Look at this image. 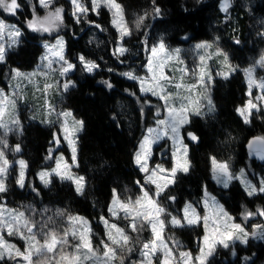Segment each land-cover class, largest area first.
Wrapping results in <instances>:
<instances>
[{"label": "trees", "instance_id": "16d2710c", "mask_svg": "<svg viewBox=\"0 0 264 264\" xmlns=\"http://www.w3.org/2000/svg\"><path fill=\"white\" fill-rule=\"evenodd\" d=\"M21 1L31 16V3ZM118 1L132 30V34L124 40L129 51L121 56L113 55L118 33L111 26L108 9H102L100 17L94 13L89 15L96 25H100L95 27L97 38L92 39L91 27L86 22L76 23L70 2L60 0L67 11V51L76 65L72 74L75 86L65 93L62 105L84 122L79 135L77 167V171L85 177L84 193L78 194L74 183L69 180L55 178L50 186L38 181L37 171L49 165L46 161L54 143V130L24 116L21 132H10L8 137L14 145H20V154L28 162V184L20 188L15 174L9 180L7 192L0 197L48 226L52 225L60 234L67 228L68 216L76 213L85 215L92 222L95 245L100 244L106 231L101 217H111L109 205L113 189L124 201L129 198L135 200L141 194L136 181L143 183L145 174L134 163V155L146 128L165 115L162 100L142 94L138 83L122 73L132 66L143 70L150 47L160 37L167 45H187L186 51L192 42L213 40L230 52L237 70L229 78L216 77L212 90L216 112L206 117L194 116L184 127L185 134L193 130L199 136L198 143L186 140L190 144L191 168L187 173H180L175 184L167 190V195L174 196L175 201H169L164 196L160 202L172 215H182L181 210L187 200L201 207L203 188L207 185L238 220L245 222L242 215L245 209L255 212L257 208H264V194L248 196L238 180H234L228 188L218 186L213 180L211 158L216 156L227 160L235 171L246 168L256 182L259 181L258 174H264V159L249 147L253 138L264 135V111H254L248 124L236 111L247 99L243 69L264 52V0H233L227 14L221 11V0H155V6L161 10L160 15L155 17L151 15L152 0ZM34 4L37 6L36 2ZM0 13L4 12L0 10ZM145 13L149 14L148 18L140 29H136V19ZM15 21L23 26L25 35L21 45L8 50L5 62L0 63V86L6 88L12 69L33 68L44 49L38 33L19 19ZM237 40L239 43H236ZM80 55L95 61L100 68L92 74L82 71L78 60ZM104 80L110 81L113 87L107 88L102 83ZM63 151L69 158L68 148H63ZM161 151L167 158L160 157ZM153 160H165L168 166L173 165L168 139L155 147ZM147 187L155 190L152 185ZM58 212L64 215H58ZM129 234L137 237L130 231ZM142 234L141 242L144 238H151L148 228ZM203 234L202 224L165 228L166 237L175 238L180 246L195 251ZM234 248L237 254L233 258L231 249L219 247L210 264H264V240L249 239L246 245L237 242ZM0 264L14 262L5 260Z\"/></svg>", "mask_w": 264, "mask_h": 264}, {"label": "snow or ice", "instance_id": "6c2138e0", "mask_svg": "<svg viewBox=\"0 0 264 264\" xmlns=\"http://www.w3.org/2000/svg\"><path fill=\"white\" fill-rule=\"evenodd\" d=\"M89 2L90 8L85 0H70L72 16L76 23L86 19L89 11L99 15L101 8H107L112 13L111 23L119 34L117 47L113 55H123L128 50L123 46L122 41L126 36L132 34V30L128 27L124 18L122 5L117 3V0H89ZM152 2L153 12L151 15L154 17L159 16L161 10L158 6H155V0H152ZM38 3L48 11L45 16L40 17L36 14L35 6H33L32 19L27 21L29 29L38 32H50L63 25V7L53 6V0H38ZM230 6L231 0H221L220 8L225 14L228 13ZM20 7L18 0H0V9L4 12L15 14ZM148 15V13H145L136 19V29L141 28ZM95 26L97 28L100 27V25ZM21 34V30L15 25L6 24L3 19H0V38H3L4 35L8 36L10 41L8 44L9 48L18 42L17 38ZM236 43H239V41L237 40ZM145 44H147V40H145ZM44 47L47 50V54L42 57V60L48 61L46 67L49 70L58 71L61 77L75 70L76 65L67 60L64 55L65 41L62 37L58 38L54 45L45 44ZM209 47L211 45L207 42L196 45L197 49ZM150 53L147 65L148 71L151 73L150 76L138 77L133 72H125L122 75L128 79L139 81L142 93H151V95L163 100L164 104L162 107L166 110L167 115L164 119L155 121L156 127L147 128L146 134L139 142L138 150L134 155V163L141 172L145 173L143 183L139 180L136 181L140 187L141 194L135 200L129 198L127 201H122L116 190L113 189V199L109 206V212L113 217H119L122 212L124 219L128 221L126 228L132 233L138 234L148 228L151 232V239L143 242L138 238L134 240L125 228H121L115 223H110L108 219L101 217L106 229L105 239L100 241L99 246H94L91 239L93 235L91 227L83 217L68 216L69 227L63 229L62 233L58 235L56 230L50 228L47 223L30 219L24 212L10 210L5 205L0 204V262L13 260L17 261V264H125V254L133 253L136 250V245L140 244L139 253L141 259L133 261L132 264H189V262L191 264H210V258L215 255L218 247L234 249V245L237 242L247 244L250 238L264 240V225H254L251 232L247 231L245 226L236 223L235 218L230 216L222 205L218 204L215 197H209L207 189H205L207 198L204 200V206L205 209L209 207L215 209V212L211 215L205 214L201 216L197 212L196 207L188 203L181 210L182 215L174 216L161 204V197L164 196L169 201H175L176 198L174 196L167 195V190L176 182L178 172L187 173L191 167V161L187 159V145L183 144L181 128L190 123V115L203 114L201 112V108L204 106L201 102L202 100L206 101L208 112H213L215 105L206 91L201 98L196 100H192L189 96L180 97L179 91L176 95L168 91V85H172L177 90L183 89L190 93L196 89L197 84L206 90L207 82H210L212 77L210 71L207 70L204 56L200 57L201 66L197 83L185 86L183 83H173L172 77L164 72L168 61L175 59L178 63L183 64L179 56L180 49H168L164 40L161 39L150 48ZM6 55L7 48L0 43V63L5 62ZM217 55L223 56L222 63L229 69V71L218 72L217 75L226 79L230 72L236 71L237 68L229 63L227 53L217 49ZM50 56L53 59H50ZM78 60L82 66V71L86 73L92 74L100 68L98 63L86 59L83 55H80ZM54 62L60 64L59 69H52ZM258 63L264 65V56L261 57ZM179 71L181 72V80H183L188 70L185 67L179 69ZM244 71L248 77V95L250 99L243 107H238L236 111L243 118L244 123L248 124L251 123L253 110L256 112L264 110V105L257 103L264 102V79L257 83L253 76L254 68L250 67L244 69ZM12 72L14 73V78L26 75L31 78L37 75V73H21L18 69H12ZM192 74L195 75V71ZM43 75L47 78L48 72H44ZM102 83L109 89L113 87L108 80H104ZM254 85L262 90L261 94L254 98L257 102H254L251 98ZM74 86L75 82L70 79L59 85L63 91H67ZM53 87L55 85L45 83L43 88H37V91L42 93V107L45 112L49 116L56 113L57 122L60 123V132L71 149L72 163L69 164L63 155L59 157L53 156V150L50 149L47 159H54L56 166L50 171H41L38 175L46 186L51 183L52 176H58L61 180L72 181L76 186V192L83 194L85 178L74 175L71 169L73 166L78 167L76 134L82 131L84 122L75 119L70 111L56 112L55 105L48 99L49 90ZM177 99L181 101L179 106L174 103ZM15 105L16 101L10 99L0 89V193L7 192V180L14 165L19 167L16 176L17 185L21 188L25 186L26 161H10L6 155L8 148L7 135L20 129L18 118H12L9 122H5L4 119L8 107L11 106L12 109H15ZM157 113L159 114V108ZM42 122L53 123V121L47 119ZM187 136L192 141L198 140L194 133L189 132ZM165 137H169L173 141V167L165 169L162 165L157 164L150 168L148 161L152 155V146ZM53 141L58 145L61 141V135L54 134ZM249 147H254L256 154L264 159V136L254 138L250 141ZM13 151L19 152L20 145L17 144ZM178 153H180L179 156ZM211 159L214 178L225 188L229 186L230 181L240 179L248 196L264 194V179H261L257 186V184H253L246 178L243 170H241L238 177L229 171L227 162H218L215 157ZM160 180L163 182H158ZM147 185L154 186L155 190L152 191ZM57 214L64 215V213L60 212ZM242 215L244 220H248L253 216L264 217V208H257L255 212L245 209ZM201 223L205 228L204 246L200 248L199 253L195 257L190 252L174 251L172 247H169L168 241L171 237L165 238L164 230L166 227L183 228ZM210 224L211 229H209ZM5 234L8 236L18 235L25 240L26 247L24 250L21 251L15 245L7 243L4 240ZM38 237L41 239H38ZM172 243L177 249L180 247L179 241L172 240ZM65 249H71V251H66ZM233 255H235L234 250Z\"/></svg>", "mask_w": 264, "mask_h": 264}, {"label": "rangeland", "instance_id": "374dc122", "mask_svg": "<svg viewBox=\"0 0 264 264\" xmlns=\"http://www.w3.org/2000/svg\"><path fill=\"white\" fill-rule=\"evenodd\" d=\"M24 1L26 3L28 1L31 3V5H32L31 6L32 9L30 8L31 10H33V6L35 5L34 2H36V4H37V6H35L36 14L38 16H40V17H43V16L46 15V12L48 10L42 8L39 5L38 0H24ZM66 1H69L70 2V0H66ZM85 2L88 3V6L90 8V2H89V0H85ZM18 3L21 5V7H20V9L15 14L7 13V12H4L2 9H0V10H2L4 12V13H0V19H3L6 22V24L15 25L17 28H19L21 30V33H22L17 38L18 42L15 45H13L12 47H10V48L8 47V44L10 42L8 36L7 35H4L3 38H0V43H2V44L5 45V47L7 48V51L10 50V49H12V50L13 49H17L21 45L22 39H23V37L25 35V30H24L23 26L20 25L18 22H16L15 19L17 18L20 21L24 22L25 25H26V27H27V21L32 19V15L29 16V14L27 13V11H25L26 5L21 0H18ZM117 3L121 4L118 0H117ZM232 5H233V0H231V6ZM53 6L63 7V9H64V14H63L64 15V22H63V25H61L59 28H57V29H55L53 31H50V32H43V31H39L38 32V31H34V32H36V33H38L40 35V37H41L40 42L42 43L43 48H44L42 54L39 57L38 62L31 69H21V68H17V67L14 68V69H18L21 73H25V74L37 73V75L32 76L31 78H29L27 75L26 76H23V77H15L14 78V73L12 72V75H11L9 81H8V87L6 88V87H3V86H0V89H2L3 92H4V94L7 95L10 99L16 101L15 109H12L11 106L8 107L7 114H6L5 118H4L5 119V122H9L12 118H18L19 119V122H20V129H17L18 132H21V129L23 128V125H24L23 124V122H24L23 121V118H24V116H28L33 121L40 122V123H42L44 125H47V126L52 127L53 130H54V134L61 135V141H60V143L58 145L55 144V143H53L52 147L50 148V149L53 150L52 151V155L55 156V157H59L60 155H63L64 158H65V160H67V162L69 164H71L72 163V160H71V149H70L68 143L63 139V136H62V134L60 132V123L57 122L56 113H53L52 115L49 116L45 112L44 108L42 107V104H43V96H42V93L37 91V88L42 89L45 83H49V84L55 85V87H53L52 89L49 90L48 99L55 105L56 112H60V111H70L72 113L73 117H75V119L82 120V119L76 117L73 114L72 110H70L69 108H66V107H64L62 105L64 96H65V93L69 89H71L72 87H70L67 91H63V89L59 87V85H62L66 80H69V79L75 82L74 78L72 77V74H73L74 71L68 73L66 76L61 77L59 75V72L58 71H51V70H49L46 67V65L48 63L47 60H42V57H44L47 54V50L44 47V45L45 44L54 45L56 43V40L58 38H61L62 37L63 40L65 41L64 55H65V57H66L67 60H69L70 62H72L73 64H75L70 59V57L68 55V51H67L68 50V39H67V35H66V28L68 26V20L66 18V15H67V13H66L67 12L66 11V7H65L64 4H61L60 3V0H53ZM231 6H230V8H231ZM37 7L40 9V11L37 9ZM122 8H123V6H122ZM230 8H229V10H230ZM102 9H104V8H101L99 10V15H97L95 13L94 14L96 16L100 17V14L102 12ZM123 12H124V9H123ZM91 13H93V12L89 11V13L87 15V18L84 19V20H82L78 24H82L83 22H86L88 24V26H90L92 28V29L90 28V30H91L90 32H91L92 39H96L98 33H97L96 29H95L96 23L92 21L93 19L89 18V15ZM71 14H72V5H71ZM110 15H111V21H112V13L111 12H110ZM8 16H12L15 19L13 20V19H11ZM124 18L126 20L125 13H124ZM74 21H75V19H74ZM111 21H110V23H111ZM111 26L117 31V29L112 25V23H111ZM161 39H163V38L162 37L158 38L155 41L154 44H157ZM184 39L187 40L186 37ZM124 40H125V38H124ZM124 40L122 41L123 46L128 50V47L126 46ZM117 42H118V38L116 40V45L114 47V50L117 47ZM204 42H207L209 45H211V47H209V48H202V49H197L196 48V45L197 44H201V43H204ZM164 43H165V41H164ZM165 45L170 50L171 49H177V48L180 49L179 56H180V60L183 61V64H180L175 59H173L171 61H168L167 62V66L164 68V72H166L170 77H172L173 83H183L185 86L196 84L197 83V80L199 78V70H200V66H201V60H200V57L201 56H204L206 58L205 59V63L207 65V70L210 71L211 77H212L211 81L210 82H207V89L206 90H205V88H203V87H201L200 85L197 84L196 89L193 90L190 93L184 91L183 89L177 90L176 88L172 87V85H168V91L172 92L173 95H176V93L179 91L180 97L189 96L192 100H196L198 98H201L203 96V94L205 93V91H206L207 92V95H209L211 97V99L213 101V104L215 105L214 100H213V96H212V90H213L214 84L216 82V77L220 76V75H217V73L218 72H221V71H229V69L226 66H224V64L222 63L223 62V56L217 55V49L222 50L223 52L227 53L228 58H229V63L233 67H235L233 65L232 61H231L230 52H228L227 50H225L223 47H221L217 42H215L213 40H197L195 42H192L191 44H189L187 51L185 50V47L187 45L182 44V43L181 44H177V45H167L165 43ZM127 52H125L124 54H126ZM150 55H151V53H150V49H149L148 54H147V62L145 64L143 70H139V68H137L136 66H132V67H130L128 69H125V71L123 73H125V72H133L138 77H148V76H150L151 73L148 71V67H147L148 60H149ZM118 56H121V55H118ZM262 56H264V52L261 55H259L256 58V60L251 65H249V66H247V67L244 68V69H247V68H250V67L251 68H254L253 76H254L255 80L257 81V83L260 80L264 79V65H261V64L258 63L260 61V59H261ZM49 58L50 59H53L51 56ZM59 67H60V64L58 62H54L52 64V69H59ZM185 67L187 68L188 72H187V74L184 75L183 80H181V72L179 71V69H182V68H185ZM244 69H243V72H244L245 80H246V83H247V91H246L247 99H246L245 103L242 104V105H240L239 107H243L247 103V101L250 99V97L248 95V92H249L248 77L245 74ZM193 71H195V73H196L195 75L192 74ZM44 72H48L47 78H45V76L43 75ZM234 72H230V74H229V76L227 78H229ZM220 77L221 78H224L223 76H220ZM133 81H136V80H133ZM136 82L138 83L139 88H140V82L139 81H136ZM261 91L262 90L259 87L255 86V85L253 86V88H252V97L251 98L253 99L254 102H257V101H255L254 98L257 95H260L261 94ZM142 94H150L151 95V93H142ZM155 97H157V96H155ZM180 102L181 101L179 99H177V100L174 101V103L177 106H179ZM201 102L204 105L201 108V112L203 114L202 115H190V117H189L190 122H191V120H192V118L194 116L206 117V116H209V115L214 114L216 112V106H215V110L213 112H208L207 111V107H206V101H203L202 100ZM163 103H164V101H163ZM257 103H261L262 105H264V102H257ZM254 111L255 110H253V112ZM262 111H264V110H262ZM262 111H260V112H262ZM166 115H167V113H166V110H165L164 117L163 118H160V119H164L166 117ZM252 117H253V115H252ZM252 117H251V120H252ZM45 119L51 120V121H53V123L49 124V123L42 122ZM61 119H63V118H61ZM186 125H188V124H186ZM186 125H184L181 128V135L183 136V144L187 145V159L191 161V159H190V145L186 141L185 135H184L185 134L184 127ZM149 127H156V124L153 123V124L149 125L147 128H149ZM147 128H146V130H147ZM146 130H145V133L143 134V136L146 134ZM82 131H83V129H82ZM82 131H80V132H78L76 134V138H77V163H78V150H79V135L81 134ZM143 136L140 139V141L143 139ZM262 136H264V135H262ZM6 139H7V144H8V148L6 150L7 158L10 161H14V162L15 161H19V160H24L27 163L26 180H25V186L23 187V188H25L26 185L28 184V173H29L28 162L20 154V151L19 152L13 151V149L15 148L16 145H14L11 142L10 138L8 137V135H7ZM166 139L169 140V143H170V154H171V158L173 160V157H172L173 141L169 137H165V138L161 139L160 141H158L156 144H154L152 146V155H151V157H150V159L148 161V164H149V167L150 168L151 167H154L157 164L162 165L163 168H165V169H171L173 167V165L172 166H168L167 165V162L165 160H155V161L153 160L154 154H155V147L157 145H159L161 142H163L164 140H166ZM138 146H139V144H138ZM65 147H67L68 150H69V152H70V157L69 158H68L67 154L63 151V148H65ZM137 150H138V148H137ZM160 155H161L160 157H162V158H167V155H164L163 151H161V154ZM179 155H180V153H178V156ZM48 156H49V153H48L47 157ZM212 157H215L218 162H227L229 164V171L232 172L234 175H236L238 177L240 176L241 170H243L244 173H245L246 178L248 180H250L253 184H257V186H258V182L261 179H264V174H258L259 181L256 182L250 176V174L248 173V171H247L246 168L243 167L240 170L235 171L233 169L232 165L230 164V162H228L227 160L219 159L216 156H212ZM46 163H48L49 165H44L36 173L37 174V179H38V181L41 184H43V183L40 180L38 174L41 171H50L52 168H54L56 166L54 159H47ZM212 169H213V166H212ZM18 171H19L18 165H14V167L10 171V175H9L8 180H7V185H9V180L15 174L17 176ZM71 171L76 176H83L84 177V175H82L81 173H79L77 171V166H73L72 169H71ZM180 173H183V172H178L177 173V175H176V181H177V177H178V175ZM158 175H161V174H158ZM55 178H59V177L58 176H52L51 177V183L48 184L47 186H50ZM213 180L216 182V184L218 186H221V187L225 188L222 184H220V183L217 182V180L214 178V174H213ZM236 180L240 181V183L242 184V182H241L240 179H236ZM233 181L234 180H232V181L229 182V186L232 184ZM158 182H163V181L160 180ZM85 184H86V182H85ZM174 184H172V185H174ZM32 186H34V185H32ZM44 186H46V185H44ZM242 186L244 187L243 184H242ZM205 189H207V193L209 194V197H215V200L218 202V204L219 205H222L223 206V209L230 216H232V217L235 218V222L236 223H240L243 226H245L246 229H247V231L251 232L253 230V226L254 225H258V224L259 225H264V217H261V216H253V217L249 218L248 220H245V222L238 220V218L236 217V215H234L233 213H231L229 211V209L224 205V203L221 201V199L216 194H214L209 189V187L207 185L204 186V188H203V194H202V197H201V207H202V210H201V207L200 206L196 205L191 200H187L184 203L183 207L185 206V204L191 203L193 206L196 207L197 212L201 216H204L205 214L211 215L212 213H214L215 212V209L214 208L209 207L208 209H205L204 200L207 198L205 196ZM84 190H85V186H84ZM83 193H84V191H83ZM2 194L3 193H0V196ZM112 199H113V196H112ZM112 199H111V202H112ZM122 201H124V200H122ZM111 202H110V205H111ZM209 203L211 204V200L210 199H209ZM0 204L5 205L7 209L15 210L17 212H24V210L20 209L16 205L7 203V200L4 197H0ZM248 211H250V210H248ZM25 215L27 217H29L30 219H33L35 221H41L42 222V220H39V219L33 217L34 215H32V214L25 213ZM173 215L175 216V214H173ZM71 216L83 217L86 221H88V223H89V225L91 227V231L93 233L92 222H91V220L87 216L82 215V214H79V213H76V214L71 215ZM103 217L105 219H108L110 223H115V224H117L121 228H125L126 229V225L128 224V221L124 219V214L122 212L120 213L119 217H113V216H111L110 218L105 217V216H103ZM67 221H68V219H67ZM66 224H67V228H68L69 227V223L67 222ZM103 225H104V223H103ZM194 226H197V225H194ZM49 227L52 228V229H54L52 227V225H49ZM203 229H204V234L201 236V240H200V243H199V248L196 251L195 250H192L189 247H182V246H180L177 249L176 246L172 243V240H176L175 238H171L168 241L169 242V247H172L174 249V251H186V252H190L192 254V256L195 257L199 253L200 248L204 246V242H203V237L205 235L204 225H203ZM209 229H211V224L209 225ZM113 232H114V230H113ZM57 234L58 235L60 234L59 231L57 232ZM135 234H136L137 237L133 238L134 240L138 238L141 241V238L144 237L143 234H142V232H140L138 234L135 233ZM164 235H165V230H164ZM165 238L167 239L168 237H166V235H165ZM38 239H41V238L38 237ZM91 239H92L93 245L96 246L95 245V241L93 239V235L91 236ZM250 239L260 240V239H255V238H250ZM4 240L7 243H9V244L15 245L16 248H19L21 251H23L24 248L26 247V241L23 240V239H21L18 235L8 236L7 234H5L4 235ZM146 240H149V239H145L144 238L142 240V242L143 241H146ZM177 241H179V240H177ZM73 243H74V241H73ZM243 245H246V244H243ZM97 246H99V244ZM140 247H141V245L140 244H137L136 245V250L133 253H131V254H125V264H132L133 261H139L141 259L140 253H139ZM65 250L66 251H71V249H65ZM233 250L235 251V255H233ZM216 252H217V250H216ZM231 254H232L233 258L236 256L237 253H236V249L235 248L234 249H231ZM11 261L14 262V264H17V261H13V260H11ZM189 264H191V262H189Z\"/></svg>", "mask_w": 264, "mask_h": 264}, {"label": "water", "instance_id": "95a60500", "mask_svg": "<svg viewBox=\"0 0 264 264\" xmlns=\"http://www.w3.org/2000/svg\"><path fill=\"white\" fill-rule=\"evenodd\" d=\"M189 132H191V133H194L197 137H198V140L197 141H192V140H190L189 138H188V136H187V133H189ZM186 134H185V138H186V140H188L190 143H198L199 142V136L193 131V130H190V131H188ZM256 138V137H255ZM254 139V138H253ZM252 139V140H253ZM251 140V141H252ZM252 150H255L254 149V147H252L251 148Z\"/></svg>", "mask_w": 264, "mask_h": 264}, {"label": "crops", "instance_id": "0c3cea01", "mask_svg": "<svg viewBox=\"0 0 264 264\" xmlns=\"http://www.w3.org/2000/svg\"><path fill=\"white\" fill-rule=\"evenodd\" d=\"M186 139V138H185ZM190 145V144H189Z\"/></svg>", "mask_w": 264, "mask_h": 264}, {"label": "flooded vegetation", "instance_id": "af4514ba", "mask_svg": "<svg viewBox=\"0 0 264 264\" xmlns=\"http://www.w3.org/2000/svg\"><path fill=\"white\" fill-rule=\"evenodd\" d=\"M185 135V134H184Z\"/></svg>", "mask_w": 264, "mask_h": 264}]
</instances>
